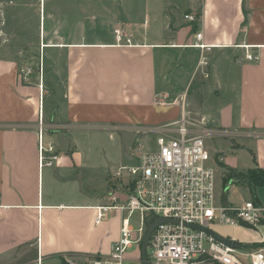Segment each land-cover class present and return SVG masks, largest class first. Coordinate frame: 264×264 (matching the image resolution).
<instances>
[{
    "label": "crops",
    "instance_id": "crops-1",
    "mask_svg": "<svg viewBox=\"0 0 264 264\" xmlns=\"http://www.w3.org/2000/svg\"><path fill=\"white\" fill-rule=\"evenodd\" d=\"M183 1L179 12L194 14L196 22L173 16L166 0H144L141 16L127 18L131 33H122V42L109 30L111 24L107 27L94 17L106 35L89 40L83 32L49 44L45 34L57 25L46 18L44 0V50L61 52L65 63L60 92L45 80L48 71L42 77L32 71L25 81L23 68L0 45V264H63L67 256L110 255L120 238L123 215L112 211L100 224L95 222L96 209L110 204L101 191L115 172L101 174L94 136L110 132L124 152L134 139L157 137L177 123L184 113L178 103L182 88L170 75L182 56L193 53L190 46L199 33L205 45L220 46L214 50L222 49L221 57L237 72L236 99L220 108L217 123L245 144L233 141L231 156L222 151L225 163L237 172L264 170V0ZM76 11L60 27H86L80 14L85 7ZM188 30L191 36L183 41ZM42 133L44 146H53L59 156L51 168L40 167ZM254 134L257 139L248 138ZM244 145L254 149L256 164L241 161L248 152ZM263 192L264 185L256 201L264 208Z\"/></svg>",
    "mask_w": 264,
    "mask_h": 264
},
{
    "label": "built area",
    "instance_id": "built-area-1",
    "mask_svg": "<svg viewBox=\"0 0 264 264\" xmlns=\"http://www.w3.org/2000/svg\"><path fill=\"white\" fill-rule=\"evenodd\" d=\"M185 19L191 23L198 20L194 14L185 15ZM115 33L122 42L121 31ZM202 38L201 33L197 34V42L190 47L203 53L200 67L204 68L208 65V54L220 46L205 45ZM126 42L131 45L129 38ZM246 59L252 60L253 55L246 54ZM22 74L26 81L32 69H23ZM40 87L43 89V85ZM163 130L156 138L157 149H148L143 140L135 143L136 162L120 167L113 174L114 187L108 194L110 204L96 209V224L112 211L123 215L120 238L110 255L67 256L63 264H124L126 260L143 264L142 244L148 225L158 219L173 222L163 223L153 231L147 249L148 264H264V208L255 199L239 205L221 199L216 174L222 169L224 158L213 157L205 139L188 126L185 113L177 123ZM58 160L54 147L44 146L42 133L40 167H54ZM136 213L139 214L137 228L133 219ZM212 225L234 229L245 226L258 231L261 239L243 244L225 237L237 242L233 249L193 228L217 233ZM133 246L135 252L129 253Z\"/></svg>",
    "mask_w": 264,
    "mask_h": 264
},
{
    "label": "rangeland",
    "instance_id": "rangeland-1",
    "mask_svg": "<svg viewBox=\"0 0 264 264\" xmlns=\"http://www.w3.org/2000/svg\"><path fill=\"white\" fill-rule=\"evenodd\" d=\"M166 1L167 4L169 3L168 11L173 16L180 14L183 17L186 14V11L181 9L179 12L177 8V6H180L179 4H183V0ZM43 3L44 0H0V45L6 47L11 57L17 60L20 68L33 69L32 71L38 72L40 77H42L44 71L45 73L48 71L50 74H45V80L47 83H54L56 91L60 92L61 73L62 69L65 68V63L61 52L57 50H44V36L42 28H40ZM45 3L47 5L46 18L54 20L55 25H57L55 28L48 29V32L45 34L46 43L60 44L63 37L72 38L83 34V32L89 40L106 35L107 31H104L101 25L103 23H96V21L107 23L104 24L107 27L111 24L109 30L113 33L116 32V29L120 30L126 36V34L131 33L127 21L132 16H141V12L138 11L142 9L144 0H45ZM128 4L130 5L129 7H127ZM83 7H85V12H80V14H84L86 17V27L69 29L60 27L62 20L71 19L72 15L78 14L76 10ZM100 14H105L107 17L99 18ZM111 15L114 16V21L112 22L109 19ZM115 16H118L119 20H116ZM94 17H98L96 21ZM183 33L185 34L183 41H187V37L190 38L191 33L189 30ZM171 36L173 34L169 33V37ZM220 50L222 49L214 50L208 54L206 57L208 65L204 68L200 67L203 55L201 51L195 49L190 55L185 54L182 56L180 63L176 65V70L173 66L174 69L170 68L173 69L170 80L172 83L175 81L179 85V88H182L179 93L182 95L178 103L184 110L188 126L193 132L205 139V144L213 157L224 158L221 165L222 169L218 170L216 174L217 188L219 189V193H221V199L226 203L239 205L244 201L254 199V195L251 192V183L249 182L238 183L237 180H234L233 183H227V189H224V181L229 176L226 167L229 166L225 163V154L222 151L231 156L230 144L234 141L241 147L245 142L241 138H238L237 135L222 131L217 123L220 108L226 102L236 99L235 78L237 75V72L232 68L231 70L228 62L221 57ZM218 64H221L219 66L220 69L217 67ZM52 75H54V78ZM249 137L250 139L258 138L256 134L248 135ZM156 138L150 135L143 140L148 149L154 150L158 148L156 146ZM138 140L142 139H134L131 147L125 149V157L123 158L124 152L119 138H111L110 132L107 131L98 132L92 141V148L95 150L94 159L100 164L101 174H104L106 170L114 173L120 165L134 164L136 162L134 146ZM87 145L88 142H86ZM242 148H246L248 152H243L241 161L246 160L256 164L254 149L246 147V145L242 146ZM231 169L235 174L248 176L249 178L252 173H256V168L245 172H237L236 169ZM262 171L260 172L264 173ZM110 174L112 177L113 174ZM111 177L107 178V188L101 191L102 197L107 196L114 187V182L110 180ZM124 181L123 186L126 183V180ZM98 187L101 188L100 185ZM133 219L134 225L137 228L139 214L136 213ZM212 229L223 237H234L238 242L243 244L253 243L261 239L258 231L245 226L234 229L223 225H212ZM135 250L136 247L133 246L129 250V253H133ZM149 253H151L150 249ZM124 264L140 263L134 260H126Z\"/></svg>",
    "mask_w": 264,
    "mask_h": 264
},
{
    "label": "water",
    "instance_id": "water-1",
    "mask_svg": "<svg viewBox=\"0 0 264 264\" xmlns=\"http://www.w3.org/2000/svg\"><path fill=\"white\" fill-rule=\"evenodd\" d=\"M166 222H173V221L166 220V219H158L155 222L149 223L148 230H147L145 239H144L143 244H142V262H143V264H148L147 249H148V245H149L150 238H151L153 231L159 225L166 223ZM193 228L203 230L204 232H206L207 234H209L210 236L215 238L217 241H219L220 243H222V244H224L230 248L235 249L237 247V242L232 241L228 238H225V237H223V236H221V235H219L213 231H210V230L204 229V228H200V227H195V226Z\"/></svg>",
    "mask_w": 264,
    "mask_h": 264
},
{
    "label": "trees",
    "instance_id": "trees-1",
    "mask_svg": "<svg viewBox=\"0 0 264 264\" xmlns=\"http://www.w3.org/2000/svg\"><path fill=\"white\" fill-rule=\"evenodd\" d=\"M195 29L196 28H194L193 30H195ZM226 169L229 172V176L224 181V184H225L224 189H227V186H226L227 183H233L234 180H237L238 183L249 182V183H251L250 188H251L252 194L254 195V199L257 198V196H256V190L259 187H261V186L264 185V173H261L260 172L262 170L257 169L256 170V173H252L251 177L249 178L248 176H240V174H235V172L231 168H229V167H226ZM262 172H264V171H262Z\"/></svg>",
    "mask_w": 264,
    "mask_h": 264
}]
</instances>
